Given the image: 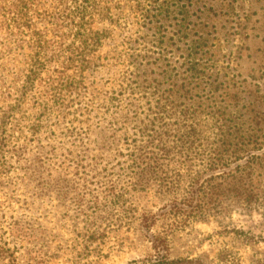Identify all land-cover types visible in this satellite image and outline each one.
<instances>
[{"label":"rangeland","instance_id":"1","mask_svg":"<svg viewBox=\"0 0 264 264\" xmlns=\"http://www.w3.org/2000/svg\"><path fill=\"white\" fill-rule=\"evenodd\" d=\"M122 5L111 6L115 18L97 52L100 66L90 67L78 91L56 101L37 88L26 98L10 91L8 130L0 134L7 140L0 153V243L15 251L17 264H163L166 258L264 264V173L254 175L262 182L255 203L184 194L244 163L211 169L212 151L255 116L248 91L264 115V0H160L158 34L136 25ZM199 45L213 52L200 62L201 81L190 78L187 63ZM209 78L229 84L230 96H241L238 106L214 94ZM182 86L176 95L186 100L177 101L171 92ZM161 107L170 118V150L177 120L194 124L193 162L173 165V155L166 156L164 173L144 175L137 157L162 134L153 115ZM15 147L25 150L21 159L10 153ZM234 154L231 161L241 152ZM177 175L180 190L166 191L161 183ZM12 223H18L13 231Z\"/></svg>","mask_w":264,"mask_h":264},{"label":"trees","instance_id":"2","mask_svg":"<svg viewBox=\"0 0 264 264\" xmlns=\"http://www.w3.org/2000/svg\"><path fill=\"white\" fill-rule=\"evenodd\" d=\"M159 1L0 0V130L2 132L0 134L5 135L8 130L7 119L13 101L10 92L12 88L19 91L24 98L30 91L34 92L37 88L39 93L42 91L44 94L42 98L53 101L61 100L67 94L78 91L90 67L100 66L97 52L103 48L104 41L110 38L111 31L106 25H112L115 18L111 6L115 4L122 9L124 7L122 3L125 2L127 7L129 5L136 25L146 28L150 33L158 34L162 33L164 27L158 22ZM98 25L103 27L99 28ZM212 53L205 49V46L199 45L198 49L187 55L191 79L203 80L199 72L200 62L207 63ZM18 57L19 63L16 59ZM136 79L141 81L143 76H136ZM207 85L214 94H218V97L228 98L235 107L238 106L241 96L238 93L230 96L229 84L217 78H209ZM8 86L11 87L10 90ZM184 90L185 87L182 86L176 91L173 90L171 95L177 101L186 100V96L176 95ZM248 93L250 95L246 101L252 106L250 113H254L255 116L240 122L241 125H237L239 128L231 135L232 137L230 136V142L221 143L215 151H212L211 169L215 171L228 168L233 161L244 163L235 168V174L231 172L228 175L223 174V177L220 175L212 181L204 182L198 190H194L191 185L188 191L187 189L184 191L186 196H240L248 203L258 202L256 196L259 195L262 182L258 178L255 181L254 175L256 172L264 173V115L256 111L260 102L259 97L255 95V92L248 91ZM179 113L182 116L185 112ZM153 115L155 122L158 121L160 124L162 134L150 142L152 145L147 147L149 151L140 152L138 155L137 160L142 167V173L144 175L157 171L164 173V165L161 166V162L166 156L173 155V160H170L173 165L182 164L184 160L193 162L192 157L195 151L192 150L195 148L196 135L193 130L194 124L191 125L192 121L184 119L185 117L181 121L177 120L180 126L175 124L176 135L171 136L174 146L170 150V147L165 145V138H169L165 132L169 129L167 120L170 118L165 115L163 107L156 108ZM153 143L157 145L154 146ZM6 145L7 140H0V153H3ZM241 145L250 147L254 145V147L249 151H243L244 147ZM153 147L158 152H153L151 150ZM232 148L236 150H231ZM238 151L241 154L231 161V157H235L234 153ZM22 152H25L23 148L15 147L10 153L21 159ZM160 154L163 157L159 158ZM228 161L231 162L227 163ZM143 164H146L145 168ZM177 178H179L178 175L172 180L168 178L161 183V186L166 191H170L172 187L180 190L181 179L176 181ZM54 185L57 188V192H54L61 193L58 181H55ZM40 192L44 193L41 189ZM191 217L195 218L194 215ZM16 228L18 223L10 224L9 229L12 231ZM0 260L6 264H17L15 251L0 243ZM163 264H203V261L198 258L180 263L166 258Z\"/></svg>","mask_w":264,"mask_h":264}]
</instances>
